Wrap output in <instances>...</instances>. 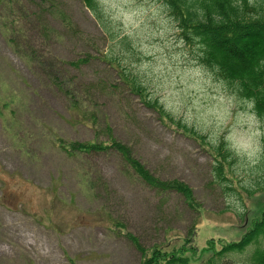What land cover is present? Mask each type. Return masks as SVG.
Wrapping results in <instances>:
<instances>
[{
	"label": "rangeland",
	"instance_id": "rangeland-1",
	"mask_svg": "<svg viewBox=\"0 0 264 264\" xmlns=\"http://www.w3.org/2000/svg\"><path fill=\"white\" fill-rule=\"evenodd\" d=\"M96 1L102 23L83 0H0V264H140L132 242L110 229L112 219L151 248L186 236L199 218L181 195L158 194L126 172L115 154L66 155L58 139L91 141L95 133L77 121L58 83L107 120L154 175L192 188L200 248L240 240L264 208L254 184L264 119L195 61L161 2ZM112 57L176 121L214 145L227 142L236 157L232 183L220 184L212 155L130 92ZM257 249L264 237L228 261L246 263Z\"/></svg>",
	"mask_w": 264,
	"mask_h": 264
},
{
	"label": "trees",
	"instance_id": "trees-1",
	"mask_svg": "<svg viewBox=\"0 0 264 264\" xmlns=\"http://www.w3.org/2000/svg\"><path fill=\"white\" fill-rule=\"evenodd\" d=\"M87 8L102 23V12L96 0H83ZM161 2L176 24L179 40L191 51L199 65L213 72L236 95L253 106V112L264 119V0H157ZM124 42V41H123ZM124 44H126L124 42ZM127 50L130 45H125ZM90 60L89 57L70 62L72 67H80ZM107 62L116 70L120 80L130 92L140 99L148 109L156 112L168 127L195 140L198 145L214 158L215 179L220 184L232 183L230 169L236 162L235 154L221 139L214 145L181 121H176L145 86L119 58H108ZM53 80L58 82V77ZM60 90L69 100L72 114L80 124L93 130L91 141H66L58 139L60 149L68 156L115 154L125 171L131 173L158 194L176 193L181 195L188 206L200 218L201 206L196 201L192 188L181 180H163L154 175L134 154L133 149L120 141L114 134L111 124L100 120L97 111L86 106L84 99L78 98L75 91L58 83ZM103 138V139H102ZM260 175L255 181L256 192L264 195V160L258 167ZM226 189L233 188L226 185ZM251 196L253 193L248 192ZM260 211V210H259ZM244 226L247 227L248 210L246 207ZM199 218L191 225L184 237L172 240L167 237L164 243L151 248L144 247L140 240L125 232L124 224L116 219L110 221V229L126 237L140 254V264H264V249H257L246 263L228 261L230 256L244 253L252 244L259 243L264 237V208L251 220L242 238L235 242L213 239L200 248L196 244ZM173 241V242H172Z\"/></svg>",
	"mask_w": 264,
	"mask_h": 264
}]
</instances>
